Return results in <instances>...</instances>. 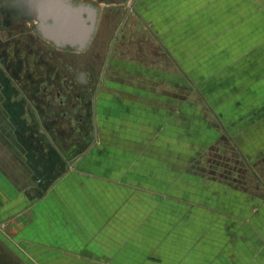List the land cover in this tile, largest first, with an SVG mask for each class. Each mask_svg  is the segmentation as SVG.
Instances as JSON below:
<instances>
[{
	"label": "crops",
	"instance_id": "crops-1",
	"mask_svg": "<svg viewBox=\"0 0 264 264\" xmlns=\"http://www.w3.org/2000/svg\"><path fill=\"white\" fill-rule=\"evenodd\" d=\"M135 10L141 18L138 36L148 29L154 40L137 38L130 23V34L124 33L130 38H124L127 55L110 60L122 63L126 77L182 76L213 112L208 96L264 111V0H136ZM133 116L98 119L91 143L68 141L67 124L63 134L54 130V151L39 150L51 141L38 140L35 132L25 155L20 141L7 135L10 130H0V236L27 264H264V209L256 202H164L162 194L157 202H138L134 192L143 188L137 160L149 156L161 121ZM259 117L252 121L258 133L264 126ZM12 121L20 126L19 119ZM133 141H143L144 149L134 151ZM77 147L72 164L53 180L52 158H67V149ZM20 157L28 159L27 180L15 164ZM154 174L151 179L158 181Z\"/></svg>",
	"mask_w": 264,
	"mask_h": 264
},
{
	"label": "rangeland",
	"instance_id": "rangeland-1",
	"mask_svg": "<svg viewBox=\"0 0 264 264\" xmlns=\"http://www.w3.org/2000/svg\"><path fill=\"white\" fill-rule=\"evenodd\" d=\"M15 1L0 0V23L9 22L14 16L15 12H2L1 8L12 6ZM29 1L17 2L28 6ZM66 1L92 4L99 10L93 37L83 49L48 42L36 29L38 22L25 15H22L23 19L17 18V23L11 22V28L0 27V51L3 47L10 59L6 69L0 68V124L4 125L0 130H10L7 135L20 141L18 150L21 154L25 155L28 149H32L28 143L35 137L38 140L50 137L51 142L48 143L51 145L46 143L44 146L43 143L39 150L58 149L54 130H61L63 134L67 124L73 126H68L72 131L68 141L83 138L91 143L95 136V123L112 114L126 113L149 118L153 122L159 120L161 127L156 131L148 128L150 133H157L153 136L157 141L153 145L149 142L152 145L149 156L137 160L141 166V174L137 177H140L139 186L143 188L134 192L138 202H157V195L162 194L164 202H173V198L179 202L188 199L195 202H256L261 210L264 209V126L258 133V127L252 122L259 116L264 119V111H254L251 105L245 110L240 109L234 101L225 102L221 96H208L217 111L213 112L204 96L182 76L178 81L126 77L130 73L122 63L115 66L110 60L127 55L123 45L130 38H126L124 33L130 34V23L137 29L133 31L135 36L141 33L136 0ZM143 35L142 38L153 44L154 37L148 29ZM116 44L121 47L115 48ZM17 58L21 61L18 65ZM9 70L13 71L14 80L9 78ZM81 73L83 80L80 79ZM110 75L115 78H110ZM41 82V86H51L48 92L51 96L47 97H56L55 89L61 88L64 106L46 109V93L41 89ZM130 86L164 93L138 94L126 89ZM53 97L51 101L57 103L59 98ZM12 106L18 111L11 110ZM64 111L68 112L67 118L63 116ZM70 117L73 119L71 122ZM78 117H83L84 121L79 122ZM15 119L20 120V126H11ZM29 119L32 120L30 126L27 125ZM43 125L48 127L45 129ZM135 127L138 126L134 122L133 129ZM35 132H38L37 136ZM149 132L148 139L154 135ZM168 137H173L174 141ZM142 142L133 141V146L138 147L133 150H143L145 144ZM79 149L72 148V152L67 149V158L63 154L52 158L53 180L63 174L64 166L72 164ZM17 159H14L15 164L23 170L25 175L22 177L27 180L28 159ZM152 172H157L154 176L158 181L151 179ZM143 184L154 188L146 189ZM0 264H27L1 236Z\"/></svg>",
	"mask_w": 264,
	"mask_h": 264
},
{
	"label": "water",
	"instance_id": "water-1",
	"mask_svg": "<svg viewBox=\"0 0 264 264\" xmlns=\"http://www.w3.org/2000/svg\"><path fill=\"white\" fill-rule=\"evenodd\" d=\"M30 5L47 38L59 45L88 46L95 32L99 10L92 4L64 0H31Z\"/></svg>",
	"mask_w": 264,
	"mask_h": 264
},
{
	"label": "flooded vegetation",
	"instance_id": "flooded-vegetation-1",
	"mask_svg": "<svg viewBox=\"0 0 264 264\" xmlns=\"http://www.w3.org/2000/svg\"><path fill=\"white\" fill-rule=\"evenodd\" d=\"M17 1H21V0H16L15 1V3L14 2H12V4L11 3H8V5H12V6H9V7H5V8H1V11L3 12H7V11H13V12H15V14H14V16L11 18V20L9 21V22H7V23H0V27H2V26H6V27H9V28H11L12 26L10 25V23L11 22H13V23H17V22H15V20H17V18H19V19H23V17H22V15H25L27 18H32V20H36L37 22H38V24H37V30H38V32L40 33V35L45 39V40H47L48 42H51V43H54L55 45H57V46H64V47H68V46H72V47H78L77 45H71V44H63V45H59V44H57L55 41H53V40H51L50 38H47L45 35H44V33H43V30L41 29V26H40V21H38L37 20V16H36V13H35V11H33V9H32V7H31V5H30V1L28 2V6H23L24 4L22 3L23 2V0H22V2H17ZM16 2H17V4H16ZM13 14V13H12ZM27 20V19H26ZM120 37V36H119ZM3 47H1V51H0V68L1 69H6L7 68V65L10 63V59H8L6 56V52L5 51H3ZM5 49H6V47H5ZM15 56V55H14ZM16 57H18V56H16ZM11 58V57H10ZM18 60H16V62H17V65L21 62L20 60H19V58H17ZM13 61V60H12ZM8 63V64H7ZM12 67V66H11ZM16 68H17V66H16ZM13 73V71H10L9 70V78L11 79V80H14L15 79V75H14V73ZM80 79L81 80H83V73H81L80 74ZM40 84V86H41V84H42V82L41 83H39ZM19 88V87H18ZM50 88H51V86L49 87V86H47V87H45V86H41V89L43 90V93H46L45 94V97H44V105L46 106V109L47 110H50V109H52V108H55V107H61V106H64V104H65V101H64V98H63V93H61V88H57V89H55V95H56V97L57 98H59V101L57 102V103H53L51 100H52V97H47V96H51L49 93V91H51L50 90ZM34 91V90H33ZM37 91V90H36ZM49 92V93H48ZM55 96L53 97L54 99L56 98ZM48 98V99H47ZM67 114H68V112H66V111H64L63 112V116L64 117H66L67 116ZM67 118V117H66ZM53 118H51V120H52ZM70 121H73V119H72V117H70V119H69ZM43 122H44V120H42ZM78 121L79 122H83L84 121V118L83 117H78Z\"/></svg>",
	"mask_w": 264,
	"mask_h": 264
},
{
	"label": "bare ground",
	"instance_id": "bare-ground-1",
	"mask_svg": "<svg viewBox=\"0 0 264 264\" xmlns=\"http://www.w3.org/2000/svg\"><path fill=\"white\" fill-rule=\"evenodd\" d=\"M65 2H67V3H71V2H69V1H66V0H64ZM73 4V3H72ZM38 19V18H37ZM39 21V20H38Z\"/></svg>",
	"mask_w": 264,
	"mask_h": 264
},
{
	"label": "built area",
	"instance_id": "built-area-1",
	"mask_svg": "<svg viewBox=\"0 0 264 264\" xmlns=\"http://www.w3.org/2000/svg\"><path fill=\"white\" fill-rule=\"evenodd\" d=\"M4 227V224H1V228H3Z\"/></svg>",
	"mask_w": 264,
	"mask_h": 264
}]
</instances>
